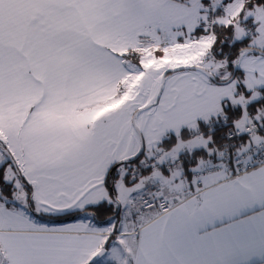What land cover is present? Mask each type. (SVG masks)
<instances>
[{
	"label": "snow or ice",
	"instance_id": "obj_1",
	"mask_svg": "<svg viewBox=\"0 0 264 264\" xmlns=\"http://www.w3.org/2000/svg\"><path fill=\"white\" fill-rule=\"evenodd\" d=\"M0 264H264V0H0Z\"/></svg>",
	"mask_w": 264,
	"mask_h": 264
}]
</instances>
